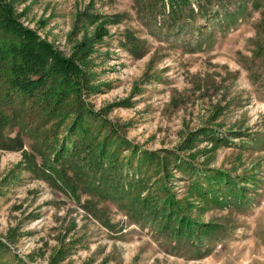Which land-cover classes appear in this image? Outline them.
I'll return each mask as SVG.
<instances>
[{"label":"rangeland","instance_id":"obj_1","mask_svg":"<svg viewBox=\"0 0 264 264\" xmlns=\"http://www.w3.org/2000/svg\"><path fill=\"white\" fill-rule=\"evenodd\" d=\"M198 3L168 31L134 0H13L63 54L102 32L83 123L117 165L41 171L66 124L0 147V264H264V0Z\"/></svg>","mask_w":264,"mask_h":264},{"label":"trees","instance_id":"obj_2","mask_svg":"<svg viewBox=\"0 0 264 264\" xmlns=\"http://www.w3.org/2000/svg\"><path fill=\"white\" fill-rule=\"evenodd\" d=\"M193 2L134 0L138 13L168 31L180 30L185 24L213 14L210 4L198 3L195 8ZM101 38L102 32L97 29L93 37H84L76 43L70 54H63L20 22L13 0H0V147L21 150L27 155L24 137L38 133L44 141L47 132L57 136L60 127L66 124L68 134L54 148L53 157L43 152L41 171H55L58 161L66 167L68 158L79 160L75 171H85L88 166L105 173L107 169H116V154L111 155L103 146L94 150L90 146L93 140L87 139L89 128L83 123L96 115L88 101L91 86L83 66L89 63L94 42ZM101 120L109 125L105 118ZM5 126L19 129L14 137L4 138ZM69 133L73 136L66 141ZM117 137L118 144L130 148L124 135Z\"/></svg>","mask_w":264,"mask_h":264}]
</instances>
